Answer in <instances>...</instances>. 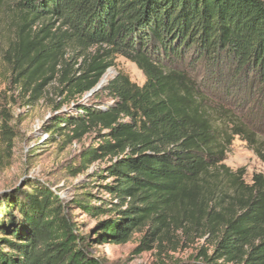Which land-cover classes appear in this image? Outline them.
<instances>
[{"label": "trees", "instance_id": "obj_1", "mask_svg": "<svg viewBox=\"0 0 264 264\" xmlns=\"http://www.w3.org/2000/svg\"><path fill=\"white\" fill-rule=\"evenodd\" d=\"M5 1L28 28L4 55L10 89L38 100L58 79L42 131L69 142L95 134L70 171L98 163L88 176L110 199L88 191L69 203L50 184L25 180L0 198V264H107L93 245L142 229L144 249L161 248L171 232L208 236L175 264H264V175L246 184L244 169L223 164L236 135L264 162V0ZM70 45L93 50L71 68ZM117 56L142 70L144 84L117 70L82 101ZM0 104V140L13 149V115ZM221 169L228 193L214 181ZM75 208L96 219L86 233Z\"/></svg>", "mask_w": 264, "mask_h": 264}, {"label": "rangeland", "instance_id": "obj_2", "mask_svg": "<svg viewBox=\"0 0 264 264\" xmlns=\"http://www.w3.org/2000/svg\"><path fill=\"white\" fill-rule=\"evenodd\" d=\"M12 6L5 0H0V102L2 101L13 115L12 124L15 126L18 137L13 149L0 140V198L7 196L25 180L37 179L42 183L50 184L52 189L69 203L81 192L88 191L96 194L101 200L98 201L100 203L109 200L110 196L97 186L103 181L100 179L91 181L92 179L88 176L95 170L98 163L76 177H73L70 171L77 166L76 157L79 152L95 144V134L86 135L79 141L69 142L66 136L56 135L51 138L42 131V127L50 117L55 115L52 102L58 101L56 98L58 79H53L49 83L38 100L33 99L30 92L24 93L20 89H10L12 66L5 60L4 55L11 40L22 30L28 29L24 26L21 29L18 28L17 25L20 23ZM92 50L93 48L84 49L70 45L65 47L64 54L70 67L74 68L82 60L83 54ZM63 67L64 61L57 66L58 70H63ZM110 69L113 73L109 78L114 76L117 70H122L138 85H143L146 81L142 70L122 56L114 58V65ZM89 97L85 96L82 101ZM101 99L108 100L106 96ZM1 106L0 104V110ZM66 108L64 106L61 111ZM256 132L260 134L258 130ZM260 135L264 136V134ZM255 146L256 144L249 141L245 135L234 136L227 148L223 163L231 174H237L240 169H244L245 174L242 179L246 184H251L254 174L264 175V162L257 155ZM229 180L226 171L221 169L219 177L214 181L216 184L219 183L220 191L228 193ZM82 185L88 187L82 188ZM73 213L81 232L86 233L94 227L96 223L94 217L76 208L73 209ZM143 230L146 229L136 230L127 241L122 243L95 244L92 247V253L104 259L107 264H175L180 259L197 254L202 246H208V236L192 235L188 238L181 233L171 232V238H164L161 248L157 243H152L150 248L144 249L140 242Z\"/></svg>", "mask_w": 264, "mask_h": 264}, {"label": "water", "instance_id": "obj_3", "mask_svg": "<svg viewBox=\"0 0 264 264\" xmlns=\"http://www.w3.org/2000/svg\"><path fill=\"white\" fill-rule=\"evenodd\" d=\"M105 77H106V73L103 75V77L101 78V80L99 81V83L92 90H90L87 93V95H86L87 97L88 96H92L93 94H95L96 92L100 91L103 88V86L109 81V79H106Z\"/></svg>", "mask_w": 264, "mask_h": 264}, {"label": "bare ground", "instance_id": "obj_4", "mask_svg": "<svg viewBox=\"0 0 264 264\" xmlns=\"http://www.w3.org/2000/svg\"><path fill=\"white\" fill-rule=\"evenodd\" d=\"M112 73H113V72L111 71V69H109V70L106 72V77H105V78L108 79Z\"/></svg>", "mask_w": 264, "mask_h": 264}]
</instances>
